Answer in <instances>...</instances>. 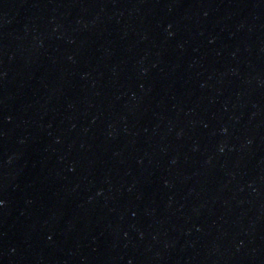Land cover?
<instances>
[{"label": "water", "instance_id": "obj_1", "mask_svg": "<svg viewBox=\"0 0 264 264\" xmlns=\"http://www.w3.org/2000/svg\"><path fill=\"white\" fill-rule=\"evenodd\" d=\"M0 264H264V0H0Z\"/></svg>", "mask_w": 264, "mask_h": 264}]
</instances>
